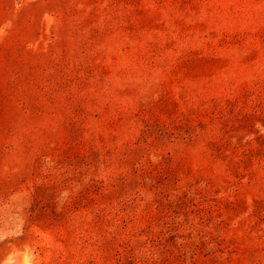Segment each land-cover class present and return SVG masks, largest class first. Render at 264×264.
Masks as SVG:
<instances>
[{
  "label": "rangeland",
  "instance_id": "rangeland-1",
  "mask_svg": "<svg viewBox=\"0 0 264 264\" xmlns=\"http://www.w3.org/2000/svg\"><path fill=\"white\" fill-rule=\"evenodd\" d=\"M0 264H264V0H0Z\"/></svg>",
  "mask_w": 264,
  "mask_h": 264
}]
</instances>
